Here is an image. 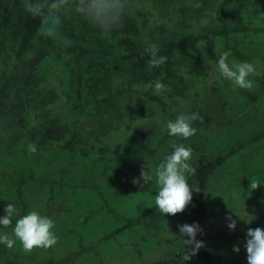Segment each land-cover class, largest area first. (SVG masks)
<instances>
[{
    "label": "trees",
    "instance_id": "obj_1",
    "mask_svg": "<svg viewBox=\"0 0 264 264\" xmlns=\"http://www.w3.org/2000/svg\"><path fill=\"white\" fill-rule=\"evenodd\" d=\"M52 2L56 0H0V95L8 103L13 97L17 101L11 108L17 115L4 127L11 141L7 149L30 163L25 174L1 173V176L13 177L8 183L0 182V194L4 192L1 189L3 183L7 191L12 192L14 187L18 198L21 189L29 193L39 182L47 183L43 175H53L55 170L65 175L70 172L72 179L76 178V182L68 180L74 189L89 187L96 191L100 187L95 179L86 180L72 173L74 161L78 157H90L94 152L98 155L105 152L102 138L131 124L126 119L130 106L141 109L142 114L148 101L162 103V93L174 102L188 100L189 85L210 78L207 87L213 96H219L218 84L224 78L216 71L215 62L222 53L231 65L245 60L253 63L255 71L248 78L264 71V0H126V14L121 23L110 30H101L79 15L74 10L76 0H59L65 6L60 12V22L63 31L71 37L69 42L45 34L42 16L27 7L41 4L42 10L47 12L50 10L47 5ZM96 38L109 41L112 49L109 54L99 53L101 60L90 59L94 51L86 44ZM151 44H156L159 49L157 57L166 58L159 64L149 63L152 57L146 49ZM66 77L70 82L65 81ZM157 82L161 84L159 89L154 87ZM207 123L209 120L205 116V130ZM163 142L164 138H161L157 145ZM29 145H33L35 151H30ZM247 145L248 142L240 143L236 149L216 156L206 147L197 152L194 171L188 177L189 186L194 187L195 193L187 203L188 208L181 211L182 216H186V223L199 224L201 230L196 233V238L203 244L191 254L193 245H186L179 232L178 236L154 237L158 246L170 248L161 263L247 264L246 249L240 245L239 250H235L233 236H228L225 243H217L218 238L207 231L205 221L206 193L212 179L229 156ZM49 154H63V161L51 163L44 158ZM69 158V168L73 170L66 171L64 162L67 164ZM40 160L43 162L39 163ZM35 162L39 163L37 169ZM89 171L87 175L91 176L100 172L91 171V168ZM105 177L103 173L102 182ZM53 182L54 179L51 183L48 181ZM131 190L136 196L150 189L139 186ZM148 194L151 198L155 193L150 191ZM148 200L150 206L114 228V234L139 226L159 211L155 203ZM15 201L11 200V203L17 204ZM105 203L104 208L109 211V204ZM47 207L43 215L50 217L51 211V219L60 218L54 209ZM56 207L59 210L61 203ZM24 209L19 210L20 216ZM258 226L264 229V216L246 227L245 236L237 235L243 247L247 229ZM76 239L74 250L62 255L58 262L46 258L48 260L37 264H78L83 246L80 238ZM8 250L0 243V264H28ZM184 254H189L190 259L185 261ZM31 256L37 257L36 254ZM135 264L145 263L141 260Z\"/></svg>",
    "mask_w": 264,
    "mask_h": 264
},
{
    "label": "rangeland",
    "instance_id": "obj_2",
    "mask_svg": "<svg viewBox=\"0 0 264 264\" xmlns=\"http://www.w3.org/2000/svg\"><path fill=\"white\" fill-rule=\"evenodd\" d=\"M60 26L59 19L56 30L45 34L69 42L71 37L67 36L63 31L64 28ZM86 44L94 51L89 56L91 60H101L99 53L112 52L109 41L105 39L96 38L92 42L86 41ZM70 75L72 76V74L68 76ZM69 77L68 79L66 77L67 83L70 82ZM211 79L192 82L187 91L188 100L177 99L174 102L168 95L162 93V103L148 101L142 114L141 109H133L134 107L130 106V111L126 112L129 115L126 119H129L131 124L121 131L102 138L105 152L100 153L101 155L94 152L90 157H78L74 161L75 171L72 173L81 175L86 180L95 179L100 187L96 191L89 187L74 189L73 185L68 183V180L72 179L70 172H66L65 175L62 171L58 173L57 170L53 175L42 174L47 183L39 182V185L29 193L21 189L18 198L13 191L14 187L12 192L7 191V187L2 183L1 189L4 192L0 194V215L5 214L4 207L7 203L11 200L17 202L14 204L16 212L12 217V223L0 226V232L11 233L9 236L14 240L10 247L5 244L9 248L8 252L26 260L28 264L41 263L48 260L46 258L58 262L62 255L74 250L77 244L76 238H80L83 252L78 264L98 262L135 264L140 263L141 260L145 264L154 262L163 264L161 260L167 258L170 248L158 246L155 238L177 235L178 225L186 223V216H182V211L175 214H161L157 211L139 226L120 234H114V228L128 218L144 212L151 204L148 199L154 202L155 194L151 198L148 197L150 191L153 193L156 191L154 180L142 185L133 183L132 178L139 177L143 168L155 167L172 151L175 144L181 143L192 149L190 164L193 168L200 148L206 147L209 153L216 156L227 153L231 148L236 149L240 143L248 142L245 148L225 160L212 179L206 193L208 207L205 217L207 231L218 238L217 243H225L228 236H233L232 245H241L245 248L243 242L237 240V235L245 236L246 227L264 216V71L256 77L249 78L250 84L246 88L223 79L218 84L220 95L217 97L213 96L212 91L207 87ZM15 103L17 101L14 97L13 100L10 98L8 103L0 95V182L5 181V183L11 181L13 176L10 178L8 174L1 176L2 172L25 174L30 169V163L23 156L13 154L7 149L11 141L4 127L17 115L16 111L11 110ZM193 113L196 114V119H189L190 124L195 128L193 135L187 138L168 135L166 122L169 119H175L179 114L190 118ZM205 116L209 120L206 130L203 128ZM1 120L4 122L1 123ZM161 138H164V142L158 146ZM44 158L51 163H59L63 161L64 156L49 154ZM69 160L70 158L67 164L64 162L67 165L66 171L73 170L69 168ZM41 162L43 160L39 161ZM39 163L35 162V169L39 167ZM90 168L94 172L103 170L95 173V177V175H87ZM79 171L85 174H79ZM103 173L106 174L104 182L101 181ZM52 178L54 182L50 184ZM72 180L76 182L75 177ZM139 186H148L150 190L135 196L131 188ZM190 190L193 195L194 187H190ZM18 201L23 203L20 205ZM105 202L109 204L107 206L110 208L109 211L104 208ZM58 203H61L59 210L57 207L54 208ZM47 205L60 217L56 221L53 220L56 242L47 248L33 246L32 249L25 250L20 241L12 236L15 221L20 217L19 210L25 207L23 215L32 210L43 215L48 208ZM188 206L186 204L184 209ZM49 214L52 218L53 212L50 211ZM229 219L236 221L234 229L227 227ZM31 254H36L37 257L33 259Z\"/></svg>",
    "mask_w": 264,
    "mask_h": 264
},
{
    "label": "clouds",
    "instance_id": "obj_3",
    "mask_svg": "<svg viewBox=\"0 0 264 264\" xmlns=\"http://www.w3.org/2000/svg\"><path fill=\"white\" fill-rule=\"evenodd\" d=\"M28 9L34 14L41 15L44 22L43 31L45 33L56 30L60 19V12L64 5L56 0L49 3V11H43L41 4H30ZM126 0H76L74 10L101 30H110L118 26L127 12ZM146 51L152 59L150 64H159L166 58L157 57L159 51L156 44H151ZM216 71L226 80L235 85L246 88L250 84L249 75L255 71L253 63L245 60L235 65H231L226 60V54L222 53L217 58ZM155 88H161L160 83H155ZM189 119L195 120L196 114L191 117L179 114L175 119L166 122V129L169 136L189 137L193 135L195 128L190 124ZM30 151H35L33 145H29ZM192 149L184 144H175L169 152L155 167L151 169L143 168L139 177H133L132 182L136 184H147L154 180L156 187L154 203L161 214H175L184 209L191 200V190L188 183L189 175L194 171L190 164ZM256 187V186H255ZM254 187V188H255ZM4 215H0V226H7L12 223V217L16 212V207L9 202L4 207ZM236 221L229 219L227 227L234 229ZM54 221L38 211L32 210L18 217L12 229V236L20 241L25 250H30L33 246L49 247L56 242V235L53 231ZM180 236L186 245L192 244L191 254L202 246L203 241L196 238V233L200 231L197 222L183 223L178 225ZM185 236L187 239H185ZM0 243L12 246L14 240L7 232H0ZM247 264H264V229L261 227L247 229L245 245ZM239 250L238 246H234ZM185 261L190 259L189 254H184Z\"/></svg>",
    "mask_w": 264,
    "mask_h": 264
}]
</instances>
